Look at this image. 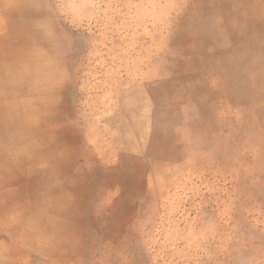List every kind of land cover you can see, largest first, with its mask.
Here are the masks:
<instances>
[{"label":"rangeland","instance_id":"1","mask_svg":"<svg viewBox=\"0 0 264 264\" xmlns=\"http://www.w3.org/2000/svg\"><path fill=\"white\" fill-rule=\"evenodd\" d=\"M234 2L22 3L26 17L8 26L19 35L16 52L10 41L4 49L33 56L29 38L36 37L40 59L56 72L30 84L46 90L39 101L47 109L57 96V137H77L85 151L57 144L49 151L60 162L28 161L55 171L57 194L71 195L65 213H50L52 235L33 216L23 225L27 243L62 253L46 264H264V53L238 54L253 39L231 31L239 25L228 27L218 13ZM30 8L36 13L27 17ZM45 20L57 24L70 53H53ZM43 143L35 137L27 145L35 151ZM29 180L3 187L1 201L23 192L22 202H34ZM68 187L86 189L75 197L86 196L83 207L75 208Z\"/></svg>","mask_w":264,"mask_h":264},{"label":"bare ground","instance_id":"2","mask_svg":"<svg viewBox=\"0 0 264 264\" xmlns=\"http://www.w3.org/2000/svg\"><path fill=\"white\" fill-rule=\"evenodd\" d=\"M25 1L26 0H0V83H18V82L29 83L32 79V74H33L32 69L28 68L32 66L29 65L28 67H24L22 66L21 62L16 63L17 57L15 56L10 57V54L8 53V51L4 49L6 45L9 47L8 43L10 41L13 47H10L9 50L16 52L15 49L13 48L17 47V43L15 40L19 39V35L15 31H12L8 26L11 23H17L19 19L21 18L24 19L26 17L23 15V12H21L23 9L22 3ZM234 1L235 2L233 4L229 5L228 7L226 6L223 9H219L220 6L217 5L218 13L221 17L219 18V21L227 23L228 27H233V24L234 25L238 24L239 28H234L231 31L237 34L246 33L252 37L253 39L252 43L247 44L244 47L242 46V48L239 49V51L238 49L236 50V52L238 51L239 55L240 54L243 55L242 52L246 51L249 47H252V48L256 47V49H259V52H262L263 54L264 53V0H234ZM252 11L257 14L256 17H253V15L250 13ZM35 13L36 11L33 8L32 9L30 8L28 11L27 17L33 16ZM4 18L9 20L10 22L9 23L5 22ZM54 33L56 35L55 31ZM29 41L31 43V48H32V50L30 51H32L34 58L37 59V57H39V54H41L40 53L41 48L39 47L37 39L33 34L31 38H29ZM59 42L60 41H58V39L55 40L54 45L56 47L57 46L59 47L60 46ZM23 45L25 44L23 43ZM217 45H220L222 50H227L226 48L227 44H225V41L219 40L217 41ZM68 47L69 45H65L64 48L69 49ZM63 49L59 48V50L61 51ZM24 54L25 52H22L21 55H19L18 57H21V56L24 57ZM188 82H191V81H188ZM238 85L240 86L241 83H238ZM245 85L246 84H243V86ZM247 87L244 91V94L247 92ZM30 93H31V89H30ZM248 95H245V96H248ZM73 124L72 126L76 128V124L75 123ZM51 128L55 129V128H58V126L56 127V125H53L51 126ZM49 139L50 138H46L45 140L41 139V141H43L44 143L46 142L47 143L46 145H44L43 143L44 146L42 145V147H40V150L37 149L34 151L31 149L32 146L25 145L26 146L25 148L26 156L25 157L19 158L17 156H11V158L5 159L2 156V153L0 152V192H2L1 189L3 187L11 183L12 184L19 183L24 178L26 179L27 177L29 179L31 178V180H29L30 187L28 188L29 195L35 198L34 202L30 200L28 201L24 200L25 202L24 201L22 202V200L24 199V196L27 197L25 193L23 196V192H22L21 193L22 195L18 194L15 197H13L14 199L16 198V200H20L19 203L15 204L12 202L13 198L7 197L8 199L7 202L3 203L0 197V226L1 225L5 226V229L3 230V232L0 230V264H2V261H5V260H6V264H16V263H19V260L26 263L29 256H31L33 253L41 254V256L43 257V258H38L36 264H41V263L46 264L45 262H48V261L50 263L57 262V260L52 259V258L53 257L56 258V255L62 254L61 252L60 253L57 252V246L54 244L50 246L48 245L44 246L43 245L44 243L41 241L33 242L32 244L27 243L25 239L26 233L23 227L26 217L33 216V219L36 220L35 222L43 226L41 233H44L47 236L52 235L55 232V229L52 227L53 225L50 224V221H53V214L51 215L50 213L51 212L57 213V211H63L65 213V210H67L65 207V202L67 201L68 197L71 196V195H64V194H59V193L57 194L56 179L55 177H52V174H54L55 171H52L49 169L46 170L45 166L43 167L39 165L31 166L29 165L30 163L28 161L34 160V163H37V164L43 163V162L50 164L51 161L56 162V163L60 162V160H58V157H57V150H54L56 151L55 153L54 151H51V150L49 151V149H51L53 146H56L57 144L73 145L77 148V151H78L76 155H81V156L85 155V151L79 149V147L81 148V146L84 145L83 140L77 137L72 136L71 138H68L65 136H61V134L59 133L57 138L53 139L52 141H49ZM214 141H216V139ZM112 153H114V151H112ZM99 155H102V151L99 152ZM114 156L117 157V153H114ZM91 157L93 158L94 155L92 154ZM134 158L135 157H133V159ZM64 160L66 161L70 160V155ZM23 182L27 183L26 181H23ZM22 184L24 183H21L20 185ZM87 189L88 190L94 189V186L93 188L90 187ZM66 190L70 193H73L72 195L74 196L73 198L74 200L72 201V204L74 202L75 208L78 206L83 207V204H85L87 200L86 196L80 199H77L75 197L76 195H80L84 193L86 189L84 188L79 191V188H75V192H73L71 187H68L66 188ZM0 196L6 197L5 194L1 195V193H0ZM30 198L31 197H29V199ZM74 205L72 206L74 207ZM33 211H36L35 214H33L34 213ZM66 213L72 216L71 213L69 212H66ZM77 221L79 220L77 219ZM15 226L17 227V229ZM10 232L13 234H10ZM46 257H48V259H46Z\"/></svg>","mask_w":264,"mask_h":264},{"label":"crops","instance_id":"3","mask_svg":"<svg viewBox=\"0 0 264 264\" xmlns=\"http://www.w3.org/2000/svg\"><path fill=\"white\" fill-rule=\"evenodd\" d=\"M42 25L48 30H52L49 32L53 53H70L69 49L64 48L67 41L60 34H57V24L45 20ZM57 39L60 41L59 47L54 45V41ZM59 48L64 49L61 51ZM41 57L42 55L39 54V60H37L32 54L26 53L24 57L21 56L16 59V63L21 62L24 67L32 66L28 67L33 72L29 83H0V152L5 159H9L11 156L23 157L26 150L22 144L27 145L35 137L44 140L47 136L57 138V128H51L53 125L57 127V112L55 111L56 106H54L57 103V96H54L53 102H48L53 106H48L47 109V102L39 101V99L47 97L44 94L46 90L43 91L42 89L43 95H41L30 84L44 83L47 76L50 77L52 73L56 72L55 63L47 62L46 65V62L40 59ZM30 88H33L31 93ZM31 136L32 138H30ZM15 137H18V142L14 144L13 139ZM17 145L19 148L14 147ZM37 148L40 150V147ZM17 152L18 154H16ZM20 152L21 155H19Z\"/></svg>","mask_w":264,"mask_h":264}]
</instances>
